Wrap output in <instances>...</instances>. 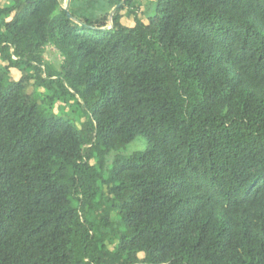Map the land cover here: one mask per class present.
Returning a JSON list of instances; mask_svg holds the SVG:
<instances>
[{
	"label": "trees",
	"instance_id": "1",
	"mask_svg": "<svg viewBox=\"0 0 264 264\" xmlns=\"http://www.w3.org/2000/svg\"><path fill=\"white\" fill-rule=\"evenodd\" d=\"M65 1L0 6V264H264V0Z\"/></svg>",
	"mask_w": 264,
	"mask_h": 264
},
{
	"label": "rangeland",
	"instance_id": "2",
	"mask_svg": "<svg viewBox=\"0 0 264 264\" xmlns=\"http://www.w3.org/2000/svg\"><path fill=\"white\" fill-rule=\"evenodd\" d=\"M8 1L9 0H0V6L1 7L5 6L8 3ZM67 1H65L66 3L64 5V7L66 6ZM155 2H156L155 0H138V1H136L135 5H134L136 7V9L134 7H132V10L130 9L128 12L127 11L123 12L124 17H123L122 23L126 26H132L133 25V22H132L133 17H129L130 16L129 13L132 12L133 10L134 11L138 10L140 17L146 21V19H148L147 17L149 15H151V14L154 15V6H155L154 3ZM45 59L49 64L54 66L56 69H59V67L63 61L61 54L53 46H49L47 48ZM0 63H2L1 60H0ZM19 77H20V73L17 70L12 69L11 70V79L12 80H18ZM34 84H35V82L32 81V84L28 88V94H32V93L34 94V92H36L38 90V88ZM41 92L44 93L45 90L44 89L39 90L38 96L36 99H37L38 104L44 109V108H46V105L41 100V97H42ZM145 148H146V142L143 138H141L138 141H135V142L131 143L129 146H127L125 151L122 153L124 155H130L135 151H142Z\"/></svg>",
	"mask_w": 264,
	"mask_h": 264
},
{
	"label": "water",
	"instance_id": "3",
	"mask_svg": "<svg viewBox=\"0 0 264 264\" xmlns=\"http://www.w3.org/2000/svg\"><path fill=\"white\" fill-rule=\"evenodd\" d=\"M70 3H71V1L70 0H68L67 1V4H66V8H65V10L68 12V9H69V6H70ZM123 3V2H122ZM121 5V4H120ZM120 5H118L113 11H112V14H111V16L116 12V10L120 7Z\"/></svg>",
	"mask_w": 264,
	"mask_h": 264
}]
</instances>
